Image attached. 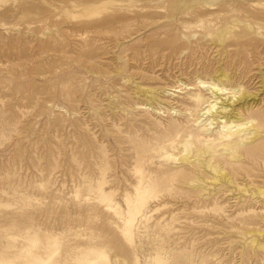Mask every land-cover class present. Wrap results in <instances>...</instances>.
I'll return each mask as SVG.
<instances>
[{"label":"rangeland","instance_id":"rangeland-1","mask_svg":"<svg viewBox=\"0 0 264 264\" xmlns=\"http://www.w3.org/2000/svg\"><path fill=\"white\" fill-rule=\"evenodd\" d=\"M218 70L220 119L188 102ZM244 101L264 119V0H0V264H264V124L254 160L218 131Z\"/></svg>","mask_w":264,"mask_h":264},{"label":"bare ground","instance_id":"bare-ground-1","mask_svg":"<svg viewBox=\"0 0 264 264\" xmlns=\"http://www.w3.org/2000/svg\"><path fill=\"white\" fill-rule=\"evenodd\" d=\"M217 71V70H216ZM223 71H224V69H223ZM225 72V71H224ZM224 72H222V71H220V70H218V72L216 73V75L215 76H213V78H210V80H211V82L210 81H205V80H202V79H200V78H197L196 79V81H195V83H196V92L195 93H192V94H189V101L188 102H191V103H196V104H203V106H204V103H206L205 104V106H204V108H205V111H201L202 112V116H203V114L205 115V114H207V113H214V114H218V119H220L221 117H223V115H221V116H219L220 114H222V112L223 111H226L225 109V107H226V105H225V107L224 106H217L218 104H217V102H216V98H218L220 95H221V92H223V91H226V89L228 88L229 89V87H227V88H225V86H224V84H223V82L224 81H228V75L226 74V73H224ZM233 73V72H232ZM235 74V73H234ZM229 76H231V75H229ZM236 76V75H235ZM232 77V76H231ZM255 78H258V77H255ZM230 80H231V78H229ZM233 79V78H232ZM212 80H215L214 82L212 81ZM238 82V81H237ZM228 83V82H227ZM257 83V82H256ZM258 83H259V81H258ZM187 84H189V83H187ZM230 84H233V83H230ZM243 84V83H242ZM228 85V84H227ZM240 86H241V83H240ZM239 86V87H240ZM255 86V85H254ZM231 87V86H230ZM234 87V86H233ZM236 87H238L237 85H236ZM235 87V88H236ZM238 87V88H239ZM248 87V86H247ZM260 87V86H259ZM255 88V87H254ZM261 88V87H260ZM156 89V88H155ZM188 89H190V88H188ZM195 89V88H194ZM231 89H233V88H231ZM240 89V91L238 92V94H237V96H236V93H237V91H230L231 92V94L229 95V96H231V97H229L228 99H231V103L232 102H234V101H237L238 102V100H240V99H242V100H245L246 98H248V97H250V96H255L256 94H253V95H251V94H249V93H247L246 91H244V89H242V88H239ZM248 89V88H247ZM259 89V88H258ZM257 89V90H258ZM252 90H254L255 91V89H252ZM149 91H150V88H149ZM192 91V90H191ZM202 91H208L207 92V97L206 98H204V96L202 95ZM250 92H252V91H250ZM256 92V91H255ZM185 93H187V92H185ZM226 93V92H225ZM262 94V93H261ZM221 98V97H220ZM259 98V97H258ZM223 99V98H222ZM252 99V98H251ZM221 100V99H220ZM220 100H218V101H220ZM226 100V99H225ZM255 100V99H254ZM181 101H182V99H181ZM259 101V100H258ZM185 103V102H184ZM227 103V102H226ZM230 103V102H229ZM260 103H261V100H260ZM182 104V103H181ZM241 104V103H240ZM188 105V104H187ZM259 105V104H258ZM182 106V105H181ZM200 106V105H199ZM230 106V105H229ZM228 106V107H229ZM202 107V106H201ZM237 108H236V112H235V115L234 116H231V117H233L232 119H230V118H226V119H223V120H219L220 122V125H219V130L218 131H220V133H221V135L220 134H218V136L220 135V139H221V141H220V144H222V145H224V148L225 149H230V150H232L234 153H239V154H243L244 156H246L247 158H250V159H255L256 157H257V155H258V153H257V148H258V144L257 143H255V142H253V139L255 138V136L257 135V132L259 131V129H261L262 128V126H263V124H264V119H263V115H261L259 112H257V111H253V105H252V103H247V101L245 102L244 101V103L242 104V105H240V106H236ZM183 108V107H182ZM187 108H188V106H187ZM190 108V107H189ZM171 109V108H170ZM185 109V108H184ZM196 109V108H195ZM197 109H199V108H197ZM235 109V108H234ZM200 110V109H199ZM233 110V109H232ZM189 111V110H188ZM195 111H197V110H195ZM193 112V111H192ZM199 112V111H198ZM181 113V112H180ZM197 113V112H196ZM200 114V113H199ZM214 114H213V117H212V119H211V121H209V122H205V124L207 123V125H211L212 124V121L213 120H215L216 119V117H214ZM200 115V116H201ZM233 115V114H232ZM246 115V117L245 118H243V116H245ZM211 116V115H210ZM229 116V115H228ZM189 117V116H188ZM196 117V116H195ZM207 117V116H206ZM205 117V118H206ZM209 117V116H208ZM194 118V117H193ZM217 119V120H218ZM188 120V119H187ZM191 121V120H190ZM193 121H196V122H199V117H196V118H194V120ZM200 121H201V117H200ZM172 122V121H171ZM175 122V121H174ZM177 122V121H176ZM203 122V121H202ZM213 122H215V121H213ZM184 123V122H183ZM188 124H189V121H188ZM195 124V123H194ZM204 124V123H203ZM214 125H215V123H214ZM179 126H180V124H179ZM195 126H196V124H195ZM192 127V126H191ZM200 128V126H196V128ZM179 128V127H178ZM177 128V129H178ZM217 128V127H216ZM175 129H176V127H175ZM217 130V129H216ZM215 130V131H216ZM176 131V130H175ZM203 131V130H202ZM246 131H248V133H250L249 135L247 134H244V133H246ZM261 132V131H260ZM175 133H177V132H175ZM205 133V132H204ZM207 133V132H206ZM242 133V134H241ZM163 134V133H162ZM198 134V133H197ZM244 134V135H243ZM188 136H192V133H188L187 134ZM194 135H196V134H194ZM186 136V135H185ZM234 137H237V139L236 140H234L233 138ZM161 138V137H160ZM189 138V137H188ZM189 140H184V141H182V150H181V153H180V155L179 156H175V155H173V154H167V153H165L166 155H164L165 156V158H167V159H172V160H177V161H179V160H181V161H184V162H188L189 164H191V165H193L194 163H195V161H193L192 160V158H191V156H189L188 155V153H189V149H188V146H187V143H189L188 142ZM197 141V140H196ZM199 141V140H198ZM208 141H209V138H208ZM163 142V141H162ZM169 142V141H168ZM172 142V141H171ZM247 143V142H249L248 143V145L247 146H244L243 147V149L240 151L239 150V148H240V146L242 145V144H244V143ZM144 143H146V142H144ZM148 143V142H147ZM173 143V142H172ZM142 144V143H141ZM191 144V143H190ZM156 145V144H155ZM193 145V144H192ZM139 146V145H138ZM146 146H148L147 144H146ZM179 146V145H178ZM140 147V146H139ZM194 147V146H193ZM239 147V148H238ZM141 148H143L142 146H141ZM147 148L148 147H146V151L148 152V150H147ZM149 148H151L150 146H149ZM215 148V147H214ZM144 149V148H143ZM175 149V148H174ZM199 149V148H198ZM139 150V149H138ZM180 150V149H179ZM195 150V147H194V149H193V151ZM211 150H213V147H211ZM142 151H145V149L144 150H142ZM151 151H152V149H151ZM171 151V150H170ZM178 151V150H177ZM214 151H216V150H214ZM227 151V150H226ZM136 152V151H135ZM140 152V151H139ZM165 152V151H164ZM196 153H198V152H201V151H195ZM203 152V151H202ZM208 152V151H207ZM212 152V151H211ZM170 153H172V152H170ZM175 153V152H174ZM177 153V152H176ZM179 153V152H178ZM219 153V152H218ZM147 154V153H146ZM155 154V153H154ZM199 154V153H198ZM215 154V153H214ZM142 155V154H141ZM147 155H149V154H147ZM194 155V154H193ZM229 155V154H228ZM203 156V155H202ZM138 156H136L135 158H137ZM142 157H143V155H142ZM210 157V156H209ZM213 157V156H212ZM232 157V156H231ZM144 158V157H143ZM145 159V158H144ZM220 159V158H219ZM218 159V160H219ZM214 160V159H213ZM212 160V161H213ZM136 161V160H135ZM205 161H208V159H206ZM209 161H211V159L209 160ZM217 162V161H216ZM215 162V163H216ZM139 163V162H138ZM145 163V162H144ZM147 163V162H146ZM214 163V162H213ZM264 163V162H263ZM136 164V163H135ZM224 164L227 166H229L230 167V171H232V173L233 174H237V170H236V168L235 167H232L231 165H233V163L232 162H230V161H224ZM247 164V163H246ZM263 165V164H262ZM132 166H135V165H132ZM140 166V165H139ZM157 166H159V165H157ZM183 166V165H182ZM195 166V165H194ZM175 167V166H174ZM206 167H209L210 168V170H212L215 174H216V177L213 179L214 181H217L218 180V178H221L222 180H225L226 182H229V183H231V182H233L232 180H231V177H230V174L229 173H227V170H223L222 168H219L218 166H217V164H207V166ZM245 167V166H244ZM264 167V166H263ZM146 170V169H145ZM140 171V170H139ZM143 171V170H142ZM142 171H141V173H142ZM176 172V171H175ZM174 172V173H175ZM137 173V172H136ZM149 173V172H148ZM139 174H140V172H139ZM145 174V173H144ZM153 174V173H152ZM209 174V173H208ZM244 174V173H243ZM163 175V174H162ZM170 175V174H169ZM211 175V174H210ZM250 175V174H249ZM257 176V175H256ZM259 176V175H258ZM261 176V175H260ZM141 177V176H140ZM214 177V176H213ZM240 177V176H239ZM244 177V176H243ZM264 177V176H263ZM262 177V178H263ZM147 178V177H146ZM258 178V177H257ZM144 179V178H143ZM190 179V178H189ZM206 180V179H205ZM212 180V182H214ZM239 180V179H238ZM238 180H236V181H238ZM242 180H244V179H242ZM140 181H142V178H141V180ZM190 182H194L195 180H192V179H190L189 180ZM208 181V180H207ZM219 181V180H218ZM240 181H241V179H240ZM247 181V180H246ZM256 181V180H255ZM262 181V180H261ZM146 182V181H145ZM220 182V181H219ZM248 182V181H247ZM233 183H235V182H233ZM239 184H240V182H238ZM241 183H242V181H241ZM245 183V182H244ZM139 184V183H138ZM186 184V183H185ZM198 184H200V183H198ZM219 184V183H218ZM236 184V183H235ZM261 184V183H260ZM145 185V184H144ZM201 185V184H200ZM248 185H250L249 184V182L247 183V185H246V183L245 184H241V186H238V189H240V190H242L244 193H247V192H249L248 191ZM261 185H263V184H261ZM196 186H199V185H196ZM135 187V186H134ZM194 187V186H193ZM209 187V186H208ZM254 187V186H253ZM262 187H264V186H262ZM261 187V188H262ZM144 188V187H143ZM203 188H204V186H203ZM254 188H256V186L254 187ZM150 189V188H149ZM152 189V188H151ZM188 189H190V186H189V188ZM191 189H192V187H191ZM228 189V188H227ZM230 189V188H229ZM237 189V188H236ZM253 189V188H252ZM141 190V189H140ZM139 190V191H140ZM146 190V189H145ZM156 190V189H155ZM216 190V189H215ZM218 190V189H217ZM251 190V189H250ZM264 190V189H263ZM263 190H261V189H259V188H256L255 189V191H250V195L253 197L254 196V198H259V200H260V197L262 198V197H264V191ZM153 191V190H152ZM214 191V190H213ZM241 191V192H242ZM136 192V191H135ZM148 192V191H147ZM154 192V191H153ZM156 192V191H155ZM157 192H159V191H157ZM219 192V191H218ZM217 192V193H218ZM137 193V192H136ZM151 193V192H150ZM149 193V194H150ZM142 194V193H141ZM144 194V193H143ZM145 196L144 197H146V194H144ZM151 195H154V194H151ZM226 195V194H225ZM232 195V194H231ZM230 195V196H231ZM245 196H246V194H244ZM249 195V196H250ZM101 196V195H100ZM104 196V195H103ZM102 196V197H103ZM139 196H140V194H139ZM155 196V195H154ZM220 196V195H219ZM224 196V195H223ZM227 196V195H226ZM241 196V195H240ZM248 196V197H249ZM250 196V197H251ZM102 197H101V199H102ZM105 197V196H104ZM180 197V196H179ZM213 197V196H212ZM237 197V196H236ZM130 198V197H129ZM140 198V197H139ZM153 198V197H152ZM155 198V197H154ZM218 198V197H217ZM225 198V197H224ZM230 198V197H229ZM233 198V197H232ZM146 199V198H145ZM147 199H149V198H147ZM146 199V200H147ZM209 199V198H208ZM236 199V198H235ZM242 199V198H241ZM103 200V199H102ZM105 200V199H104ZM238 200H240V199H238ZM258 200V201H259ZM101 201V200H100ZM140 201V200H139ZM222 201V200H221ZM223 201H224V199H223ZM241 201V200H240ZM251 201V200H250ZM249 201V202H250ZM263 201V200H262ZM136 202V201H135ZM143 202V201H142ZM144 202H145V200H144ZM208 202V201H207ZM248 202V201H247ZM138 203V202H137ZM210 203V202H209ZM230 203H232V202H230ZM233 203H234V201H233ZM245 203V202H244ZM257 203V202H256ZM258 203H260V202H258ZM262 203V202H261ZM260 203V204H261ZM129 204V203H128ZM136 204V203H135ZM140 204V203H139ZM143 204V203H142ZM142 204H141V206H142ZM228 204V203H227ZM117 205V204H116ZM213 205V204H212ZM235 205V204H234ZM241 205V204H240ZM238 206V207H240L239 209H241V206ZM250 205H251V203H250ZM263 205V204H262ZM218 206V205H217ZM223 206V205H222ZM247 206V204L245 205V207ZM255 206V205H254ZM140 207V206H139ZM212 207V206H211ZM231 207V206H230ZM237 207V206H236ZM244 207V206H243ZM253 207V206H252ZM256 207H258V206H256ZM129 208V207H128ZM135 208V207H134ZM228 208V207H227ZM232 208V207H231ZM249 208H251V207H249ZM138 209V208H137ZM136 209V210H137ZM213 210H216L215 212H217V209H216V207H215V209L214 208H212ZM221 209V208H220ZM226 209V208H225ZM257 209V208H256ZM139 210V209H138ZM211 210V209H210ZM219 210V209H218ZM232 210V209H231ZM236 210V209H235ZM247 210H249V209H247ZM251 210V212H254V209H253V211H252V209H250ZM259 210V209H258ZM264 210V209H263ZM135 211V210H134ZM139 211H141V210H139ZM212 211V210H211ZM221 211V210H220ZM237 211V210H236ZM213 212V211H212ZM248 211H246V213H247ZM250 212V211H249ZM260 212V211H259ZM126 213H127V215H128V213L129 212H127L126 211ZM203 213V212H202ZM226 213V212H225ZM237 213V212H236ZM240 213V212H239ZM238 213V214H239ZM244 213V212H243ZM115 214V213H114ZM238 214L236 215L235 214V216H238ZM121 215V214H120ZM138 215V214H137ZM256 215V214H255ZM258 215V214H257ZM130 216V215H129ZM128 216V217H129ZM241 216V215H240ZM259 216H260V214H259ZM262 216V215H261ZM122 217H123V214H122ZM133 217V216H132ZM135 217V216H134ZM218 217H219V215H218ZM221 217V216H220ZM254 217V216H253ZM125 218V217H124ZM130 218V217H129ZM144 219L145 218H147V217H143ZM248 218V217H247ZM255 218H257V217H255ZM258 218H262V221H263V216L262 217H258ZM127 219V218H126ZM253 219V218H252ZM133 220V219H132ZM130 221V220H129ZM224 221V220H223ZM226 221V220H225ZM259 221V220H258ZM261 221V220H260ZM131 222V221H130ZM257 222V221H256ZM125 224L127 223V222H124ZM211 223H213V222H211ZM229 223V222H228ZM234 223V222H233ZM232 223V224H233ZM246 223V222H245ZM250 224H251V222H249ZM248 223V224H249ZM124 224V225H125ZM129 225V224H128ZM211 225H214V224H211ZM216 225H218V224H216ZM223 225H224V222H223ZM246 225V224H245ZM259 225V224H258ZM262 225V224H261ZM215 226V225H214ZM220 226H222V225H220ZM233 226H234V224H233ZM263 226V225H262ZM212 227L213 226H211V229H212ZM214 228V227H213ZM216 228V227H215ZM235 228V227H234ZM257 228V227H256ZM127 229L129 230V228L127 227ZM229 229H230V227H229ZM246 229H250V227H248V228H246ZM259 229V228H258ZM230 230H232V229H230ZM234 230H236V229H234ZM241 230V229H240ZM243 230V229H242ZM245 230V229H244ZM255 230H257V229H255ZM261 230V229H260ZM233 231V230H232ZM249 231V230H248ZM125 232V231H124ZM126 232H127V230H126ZM235 232V231H234ZM250 232H253L252 231V228H251V231ZM255 232H257V231H255ZM262 232V231H261ZM243 233V232H242ZM245 233V232H244ZM246 233H248V232H246ZM214 234V233H213ZM227 234V233H226ZM237 234V233H236ZM218 235V234H217ZM244 235V234H243ZM220 236V235H219ZM228 236L229 235H227V239H229L228 238ZM231 236H232V234H231ZM240 236V235H239ZM236 237V236H235ZM235 237H233L232 236V238H235ZM47 238V237H46ZM225 238V237H224ZM252 238V237H251ZM250 238V240H249V244L250 245H253L254 244V242H255V240L252 238L251 239ZM30 239V238H29ZM37 239V238H36ZM43 239V238H42ZM49 239V238H48ZM244 239V238H243ZM225 240H226V238H225ZM224 240V241H225ZM29 241V240H28ZM31 241V240H30ZM38 241V240H37ZM50 241V240H49ZM54 241H55V239H54ZM218 241V240H217ZM227 241V240H226ZM228 241H232V240H228ZM239 241V240H238ZM245 242V241H244ZM258 242V241H257ZM260 242V241H259ZM258 242V243H259ZM56 243V242H55ZM228 243V242H227ZM240 243V242H239ZM242 243V242H241ZM264 243V242H263ZM35 244V243H34ZM45 244V243H44ZM232 244V243H231ZM235 244V243H234ZM238 244V243H237ZM246 244H248V243H246ZM54 245V244H53ZM239 245H241V244H239ZM33 246V245H32ZM31 246V247H32ZM52 246V245H51ZM233 246V245H232ZM231 246V247H232ZM236 246H238V245H236ZM247 246V245H246ZM258 246V249H260V250H263L264 251V244H262V242H261V244H259V245H257ZM241 247V246H240ZM244 247H245V245H244ZM247 247H249V246H247ZM47 248H48V246H47ZM46 248V249H47ZM229 248V247H228ZM251 248V247H250ZM90 249V248H89ZM91 249H92V247H91ZM218 249V248H217ZM233 249V248H232ZM238 249H239V247H238ZM241 249V248H240ZM239 249V250H240ZM248 249V248H247ZM255 249V248H254ZM21 250H23V249H21ZM25 250V252H26V249H24ZM24 250H23V252H24ZM98 250V249H97ZM238 250V251H239ZM256 250V249H255ZM259 250V251H260ZM92 251V250H91ZM90 251V252H91ZM158 251V250H157ZM233 251H234V249H233ZM237 251V250H236ZM244 251V250H243ZM260 252V253H264V252ZM29 252V251H28ZM241 252V251H240ZM245 252V251H244ZM249 252V251H248ZM27 253V252H26ZM234 253V252H233ZM239 253V252H238ZM247 253V252H246ZM245 253V254H246ZM251 253V252H250ZM254 253V252H253ZM256 253H257V251H256ZM256 253H255V255H256ZM42 254V253H41ZM91 254V253H90ZM244 254V255H245ZM249 254V253H248ZM258 254V253H257ZM40 255V254H39ZM44 255V254H43ZM101 255V254H100ZM130 255V254H129ZM128 255V256H129ZM158 255V254H157ZM253 255V254H252ZM155 256V255H154ZM159 256V255H158ZM157 256V257H158ZM216 256V255H215ZM249 256V255H248ZM258 256V255H257ZM36 257V256H35ZM34 257V258H35ZM99 257V256H98ZM156 257V256H155ZM254 257V256H253ZM260 257V256H259ZM259 257H257V258H259ZM105 258V257H104ZM32 259V258H31ZM92 259V258H91ZM106 259H107V257H106ZM244 259V258H243ZM263 259H264V257H263ZM35 260V259H34ZM87 260V259H86ZM152 260V259H151ZM159 260V259H158ZM251 260V259H250ZM259 259H257V261H258ZM32 261V260H31ZM45 261V260H44ZM77 261V260H76ZM89 261V260H88ZM92 261V260H91ZM101 261V260H100ZM102 261L104 262V261H106V260H103L102 259ZM160 261V260H159ZM256 260H255V262H257ZM1 262V261H0ZM30 262V261H29ZM41 262V261H40ZM108 262V261H107ZM240 262V261H239ZM92 263V262H91ZM253 263V262H252ZM2 264V263H1ZM34 264V263H33ZM154 264H159L158 262L157 263H154ZM237 264V263H236ZM256 264V263H255Z\"/></svg>","mask_w":264,"mask_h":264}]
</instances>
